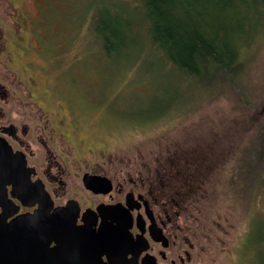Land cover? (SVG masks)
I'll return each instance as SVG.
<instances>
[{"label":"rangeland","instance_id":"1","mask_svg":"<svg viewBox=\"0 0 264 264\" xmlns=\"http://www.w3.org/2000/svg\"><path fill=\"white\" fill-rule=\"evenodd\" d=\"M101 1L0 0L4 18L13 29L21 25L24 43L31 44L20 71L31 73L25 62L34 64L33 87L43 93L44 107L67 120L72 115L78 154L98 144L120 157L194 160L199 217L216 237L209 253L214 264H262L256 248L264 246L257 233L264 217V32L247 53L245 92L216 90L215 82L193 83L188 92L189 81L171 74L167 84L144 55L140 62L128 56L113 63L99 54L91 16Z\"/></svg>","mask_w":264,"mask_h":264},{"label":"flooded vegetation","instance_id":"2","mask_svg":"<svg viewBox=\"0 0 264 264\" xmlns=\"http://www.w3.org/2000/svg\"><path fill=\"white\" fill-rule=\"evenodd\" d=\"M2 10L0 5V175H7L0 181V215L11 222L45 211L66 225L107 230L114 250L105 251L100 239V252L88 255L86 264H214L209 253L216 237L199 217L194 160L120 157L98 144L78 154L72 115L67 120L44 107L43 93L33 87L35 65L25 62L28 74L18 67L31 44ZM235 241L240 249L243 239Z\"/></svg>","mask_w":264,"mask_h":264},{"label":"trees","instance_id":"3","mask_svg":"<svg viewBox=\"0 0 264 264\" xmlns=\"http://www.w3.org/2000/svg\"><path fill=\"white\" fill-rule=\"evenodd\" d=\"M95 6L91 28L99 54L113 63L128 56L140 62L144 55L167 84L171 74L189 81L188 92L196 82L245 92L251 73L247 53L264 32V0H102ZM263 226L264 217L257 228L260 240ZM263 247L256 248L262 264Z\"/></svg>","mask_w":264,"mask_h":264},{"label":"water","instance_id":"4","mask_svg":"<svg viewBox=\"0 0 264 264\" xmlns=\"http://www.w3.org/2000/svg\"><path fill=\"white\" fill-rule=\"evenodd\" d=\"M6 175L3 171L0 181L5 182ZM100 239L105 251L114 250V238L107 230L96 233L87 226L66 225V220L49 212L11 222L0 215V264H86L88 255L100 252Z\"/></svg>","mask_w":264,"mask_h":264}]
</instances>
